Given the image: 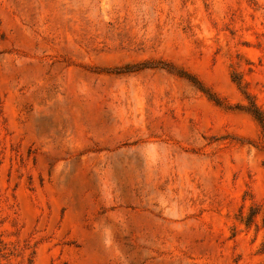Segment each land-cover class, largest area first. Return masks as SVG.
Instances as JSON below:
<instances>
[{
  "label": "rangeland",
  "instance_id": "rangeland-1",
  "mask_svg": "<svg viewBox=\"0 0 264 264\" xmlns=\"http://www.w3.org/2000/svg\"><path fill=\"white\" fill-rule=\"evenodd\" d=\"M264 0H0V264H264Z\"/></svg>",
  "mask_w": 264,
  "mask_h": 264
},
{
  "label": "trees",
  "instance_id": "trees-1",
  "mask_svg": "<svg viewBox=\"0 0 264 264\" xmlns=\"http://www.w3.org/2000/svg\"><path fill=\"white\" fill-rule=\"evenodd\" d=\"M249 111L255 116V118L260 122V124L264 126V117L259 108L253 105L252 108H249Z\"/></svg>",
  "mask_w": 264,
  "mask_h": 264
}]
</instances>
